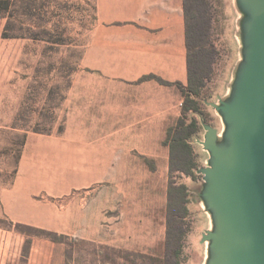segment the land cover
<instances>
[{"label":"rangeland","instance_id":"1","mask_svg":"<svg viewBox=\"0 0 264 264\" xmlns=\"http://www.w3.org/2000/svg\"><path fill=\"white\" fill-rule=\"evenodd\" d=\"M211 3L218 55L200 115L189 116L201 127L190 141L196 180L177 179L189 191L186 264L220 257L203 241L207 232L221 236V219L206 201L210 181L200 170L214 160L201 142L211 127L219 151L231 145L234 123L218 108L240 98L256 26L247 0ZM11 9L8 38L0 19V264H161L168 169L72 168L62 152L70 144L47 138L63 135V97L79 55L72 46L88 4L15 1Z\"/></svg>","mask_w":264,"mask_h":264},{"label":"crops","instance_id":"2","mask_svg":"<svg viewBox=\"0 0 264 264\" xmlns=\"http://www.w3.org/2000/svg\"><path fill=\"white\" fill-rule=\"evenodd\" d=\"M39 1L89 6L72 46L79 55L63 97V135L47 137L70 144L65 166L149 169V161L167 171L163 141L181 115L177 84L187 85L183 0Z\"/></svg>","mask_w":264,"mask_h":264},{"label":"water","instance_id":"3","mask_svg":"<svg viewBox=\"0 0 264 264\" xmlns=\"http://www.w3.org/2000/svg\"><path fill=\"white\" fill-rule=\"evenodd\" d=\"M247 2L256 20L249 73L238 101L218 108L234 123L231 145L219 151L211 127L201 142L214 160L200 170L210 181L206 201L221 219V236H203L220 256L212 264H264V0Z\"/></svg>","mask_w":264,"mask_h":264},{"label":"trees","instance_id":"4","mask_svg":"<svg viewBox=\"0 0 264 264\" xmlns=\"http://www.w3.org/2000/svg\"><path fill=\"white\" fill-rule=\"evenodd\" d=\"M15 1L33 0H0V19H6L2 36L9 37ZM212 11L211 0H183L185 22V46L187 50V85L177 84L183 103L181 115L174 127L169 128L163 145L169 149L168 189L165 216V241L161 264H186L185 239L190 231L185 219L189 215V191L180 177L193 180L197 163L190 141L198 136L201 127L189 116L200 115L202 94L212 79L218 52L212 42ZM161 84L165 82L159 80ZM151 171L155 167L147 161Z\"/></svg>","mask_w":264,"mask_h":264}]
</instances>
